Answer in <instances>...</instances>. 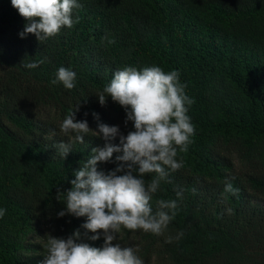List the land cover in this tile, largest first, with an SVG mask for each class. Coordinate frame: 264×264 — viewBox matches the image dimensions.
<instances>
[{
  "label": "trees",
  "instance_id": "1",
  "mask_svg": "<svg viewBox=\"0 0 264 264\" xmlns=\"http://www.w3.org/2000/svg\"><path fill=\"white\" fill-rule=\"evenodd\" d=\"M79 3V22L41 43L21 38L29 22L0 0V264H43L48 235L66 239L77 229V242L103 246L102 233L84 235L86 217L58 213L75 171L106 141L90 132L80 144L60 125L73 109L97 133L100 123L133 131L119 103L106 96L101 105L96 95L126 66L178 71L194 101L195 135L177 156L183 167L153 194V211L157 200L177 201L164 235L122 229L114 243L138 248L144 264H264V0ZM60 67L76 73L72 90L51 83ZM61 141L72 148L65 159ZM119 154L97 170L115 169ZM225 181L238 193H225ZM178 232L179 241L165 242Z\"/></svg>",
  "mask_w": 264,
  "mask_h": 264
},
{
  "label": "clouds",
  "instance_id": "2",
  "mask_svg": "<svg viewBox=\"0 0 264 264\" xmlns=\"http://www.w3.org/2000/svg\"><path fill=\"white\" fill-rule=\"evenodd\" d=\"M11 5L29 23L19 34H34L41 43L49 37L56 36L62 28H72L80 17L73 18L74 10L82 5L79 0H11ZM114 43V41H109ZM44 60L25 65L34 69ZM76 73L65 67L57 70L53 85L60 83L65 89L72 90ZM185 85L180 82L176 70L165 72L159 66H126L114 73L110 83L103 91L96 94L99 103H106V96L119 103L126 111V123H133V131L121 135L118 126L98 124L99 132L89 128L87 121L75 120L73 109L63 119L60 131L64 134L74 133L75 141L84 143V136L102 134L106 141L103 148H93L91 157L75 171L71 188L63 201L66 209L58 216L68 214L86 217L82 228L94 233L89 237L97 240L103 234L102 247H93L88 243L77 242L81 238L79 229L66 239L48 235L44 249L43 264H144L137 254L138 248L122 246L117 241L122 229L141 230L156 236H162L177 213L176 200H157L156 210L152 208V198L167 181L169 172L183 167L178 160L179 153L187 152L195 135V128L187 115L188 106L194 101L185 94ZM78 110V108H77ZM98 119V114H93ZM119 137V144L111 143ZM60 154L65 159L71 145L61 141L58 144ZM113 153L120 162L117 167L105 173L97 170L98 162H109ZM123 173V174H117ZM146 174H154L146 183ZM230 181H225L224 192L238 193ZM176 196L180 198L181 192ZM226 211L231 214L229 207ZM6 209L0 208V218ZM183 232L175 237H165L166 243L179 241Z\"/></svg>",
  "mask_w": 264,
  "mask_h": 264
}]
</instances>
